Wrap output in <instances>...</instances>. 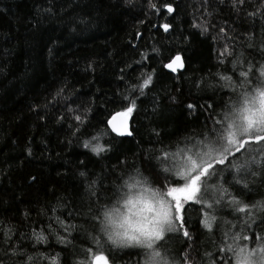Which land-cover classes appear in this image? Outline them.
Here are the masks:
<instances>
[{
	"label": "trees",
	"instance_id": "obj_1",
	"mask_svg": "<svg viewBox=\"0 0 264 264\" xmlns=\"http://www.w3.org/2000/svg\"><path fill=\"white\" fill-rule=\"evenodd\" d=\"M154 2H170L176 7L175 14L168 17L173 27L167 34L152 26L165 21L152 12L147 0H132L134 7H128L125 0H0V228L17 230L9 233L14 240H19L21 232L31 237L33 230L43 231L45 243L33 247L34 240L21 241L27 251L42 256L59 253L60 264H74L75 259L86 255L88 247L95 248V233L84 226L89 193L79 173L86 172L88 182L95 179L93 187L100 199L93 203L101 211L127 191L122 185L129 176L144 178L132 167L134 163L140 166L142 152L158 154L181 138L203 131L211 111L207 104L228 100L227 81L216 95L211 89L198 90L195 82L215 80L225 69L226 75L232 73L231 58L224 65L218 61L226 43L219 29L223 27L240 39L253 28L259 35L260 18H255L254 24L247 16L257 10L258 0H248L239 12L230 2L209 0L210 15L204 14L203 0ZM50 6L56 15L43 13L42 9ZM74 14L84 16L86 29L66 25ZM194 21L206 22L208 32L202 34L201 28H194ZM137 33H141L139 38ZM227 42L231 47L232 42ZM241 50L245 58H251L249 53L259 58L258 53L237 42L236 53ZM177 52L184 58V70L168 73L163 63ZM148 75L153 80L146 94L133 93L131 86H139ZM125 95L139 97L137 111L130 118L134 135H105L110 132L107 121L128 103ZM188 103L196 108L189 110ZM76 115L83 123L74 135ZM153 129L160 133L159 138ZM157 139L162 143H156ZM85 140L90 145L110 144L111 150L102 154L103 159L98 158L83 147ZM125 158L127 166L119 163ZM143 171L148 172L147 161ZM32 176L36 180L30 182ZM147 186L156 187L151 181ZM261 195L264 188L259 194L245 192L241 199L253 203ZM221 217V226L214 227L213 235L200 225L198 212H189L193 255L199 257L205 250L216 252L215 242L223 238V218L236 223L239 230L243 214L225 208ZM71 225H76V230H71ZM65 228L72 231V243L67 246L57 239L68 235ZM170 244L176 253L186 247L182 235ZM2 256L4 248L0 246ZM115 259L116 264H130L137 257L118 253Z\"/></svg>",
	"mask_w": 264,
	"mask_h": 264
},
{
	"label": "snow or ice",
	"instance_id": "obj_2",
	"mask_svg": "<svg viewBox=\"0 0 264 264\" xmlns=\"http://www.w3.org/2000/svg\"><path fill=\"white\" fill-rule=\"evenodd\" d=\"M72 2L73 0H68V3ZM125 2L128 7H134L132 0ZM219 2L221 4L230 2L233 10L239 12L248 0ZM147 3L152 12L165 21L152 26L158 30L162 29L165 34L169 33L173 25L168 17L175 14L176 7L170 2L158 5L154 0H147ZM203 3L204 14L210 15L211 13L207 12L209 0H203ZM258 4L257 10L249 11L247 16L253 18L254 24L255 18H260L259 35L253 28L242 33L243 39H240L230 36L223 27L219 29L226 43L218 61L220 65H224L226 60L231 58L229 62L232 65V73L226 75L225 69L224 72L218 73L215 80L205 81L202 78L195 82L198 90L211 89L213 95H216L224 89L223 82L227 81L230 93L228 100L221 104L211 102L207 104V109L211 111L208 112L203 131L181 138L175 146L161 149L158 154L142 152L140 166L137 167L134 163L132 167L144 178L129 176L123 181L122 187L129 190L135 186L143 187L149 181L156 185L155 188H151L155 199L151 203L152 223L149 227L133 229L131 232H114L104 227L101 211L96 209L93 203L94 200L100 199L93 187L96 181L93 179L88 182L87 173L84 171L79 173L85 178V190L89 193L88 214L84 219V226L95 233L92 236L95 248L88 247L87 254L75 259L74 264H116L115 257L118 253L135 255L137 264H264V195L253 203L241 199L245 192L259 194L260 189L264 188V0H258ZM42 11L48 16L57 14L55 8L51 6L43 8ZM65 23L67 26L82 25L84 29L88 26V21L79 14L71 15ZM192 26L201 28L202 34L209 30L206 22L198 24L194 21ZM140 35L141 33H137L138 38ZM227 41L232 42L231 47ZM237 42L258 53L259 58L252 53H249L250 59L245 58L243 50L236 53ZM51 51L49 49V52ZM184 67V58L179 52L171 56L168 62L163 63V69L172 73H177ZM152 80V75H148L139 86H131L132 92L145 95V89ZM138 98L136 95L123 97L128 103L107 121L110 132L106 131L105 135L114 134L119 138L134 135L130 127V118L137 111ZM172 100L175 102L174 97ZM186 107L194 110L196 105L188 103ZM74 119L77 122L74 127L75 135L81 130L83 118L76 115ZM153 132L159 138L160 133L155 129ZM92 139L96 140L97 137ZM156 143L162 141L157 139ZM83 147L101 159L102 154L111 150L110 144L108 147L99 143L90 145L87 140L84 141ZM28 155H32L31 148L28 149ZM145 161L148 162L147 173L143 171ZM83 163L84 161H81V164ZM119 163L127 166V158ZM35 180V176L30 178V182ZM125 195L126 193H122L117 202ZM225 208L231 209L234 214H243L239 230H236V223L223 218V238L215 242L216 252L205 250L199 257L193 255L195 241L188 227L189 212H198L202 228L215 235L214 227L221 226V213ZM105 216H110V212H105ZM236 220L241 221V216L236 215ZM60 223L63 224L64 221L61 220ZM76 227L71 225V230H76ZM71 230L65 228L68 235L57 237L66 246L72 243L69 239ZM16 231L8 226L0 228V246L4 248L0 264H39L43 260H47L49 264H60L59 253L55 256H42L27 251L26 245L21 243L27 239L34 240L33 247L35 244L45 243L47 238L43 231L33 230L31 237L21 232L19 240H14L9 233ZM181 235L186 247L176 253L172 250L170 241L178 239Z\"/></svg>",
	"mask_w": 264,
	"mask_h": 264
},
{
	"label": "clouds",
	"instance_id": "obj_3",
	"mask_svg": "<svg viewBox=\"0 0 264 264\" xmlns=\"http://www.w3.org/2000/svg\"><path fill=\"white\" fill-rule=\"evenodd\" d=\"M122 200L101 210L102 225L114 232H131L133 229L147 228L152 223L151 203L155 197L151 187L135 186L125 192ZM110 212V216H105Z\"/></svg>",
	"mask_w": 264,
	"mask_h": 264
},
{
	"label": "water",
	"instance_id": "obj_4",
	"mask_svg": "<svg viewBox=\"0 0 264 264\" xmlns=\"http://www.w3.org/2000/svg\"><path fill=\"white\" fill-rule=\"evenodd\" d=\"M184 69H182V70H180V71H178V72H182ZM166 71L168 72V73H171V74H176V73H172V72H170V71H168L167 69H166ZM177 72V73H178Z\"/></svg>",
	"mask_w": 264,
	"mask_h": 264
},
{
	"label": "rangeland",
	"instance_id": "obj_5",
	"mask_svg": "<svg viewBox=\"0 0 264 264\" xmlns=\"http://www.w3.org/2000/svg\"><path fill=\"white\" fill-rule=\"evenodd\" d=\"M130 264H137V260H136V261H134V262H132V261H131V263H130Z\"/></svg>",
	"mask_w": 264,
	"mask_h": 264
},
{
	"label": "bare ground",
	"instance_id": "obj_6",
	"mask_svg": "<svg viewBox=\"0 0 264 264\" xmlns=\"http://www.w3.org/2000/svg\"><path fill=\"white\" fill-rule=\"evenodd\" d=\"M115 115H116V114H115ZM115 115H113V116H115ZM113 116H112V117H113ZM112 117H111V118H112ZM111 118H110V119H111ZM107 127H108V125H107ZM108 129H109V128H108ZM109 130H110V129H109Z\"/></svg>",
	"mask_w": 264,
	"mask_h": 264
}]
</instances>
